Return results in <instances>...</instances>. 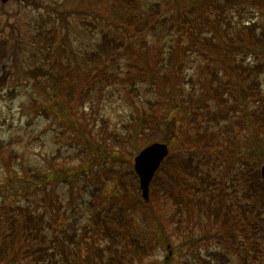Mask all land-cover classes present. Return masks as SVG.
Returning a JSON list of instances; mask_svg holds the SVG:
<instances>
[{
    "label": "rangeland",
    "instance_id": "1",
    "mask_svg": "<svg viewBox=\"0 0 264 264\" xmlns=\"http://www.w3.org/2000/svg\"><path fill=\"white\" fill-rule=\"evenodd\" d=\"M199 2H123L124 11L153 26L158 40L149 39L151 47L147 50L155 59L159 48L163 50L157 58L163 56L168 71L177 74L184 93L191 90L192 83L200 90L208 86L213 71L221 85L226 82L233 87L238 81L226 66L228 59L223 58L221 50L204 44L202 37L210 36L213 29L200 23L198 15L204 11ZM102 7L88 0H0V39L7 48V53L0 56V248L5 247L0 252V264H105L109 260L107 264H119L115 259L120 264H264V186L259 175L260 157L255 154L264 147V122L242 119L240 102L213 128L221 129L223 145L219 153L216 147H209L206 154L193 139L195 134L191 133L202 121L200 117L188 126L190 135L185 132L176 140L172 138L177 157L194 153L200 161L194 175L178 167L179 181L184 177L195 196L210 200L211 207L215 204L213 214H208L205 207H192L190 215L173 220L172 212L175 216L182 209L176 194L187 189L181 182L173 184L172 197L158 190V196L151 194L150 188L147 206H142L136 198L137 189L128 184L125 196L109 201L111 177L124 176L123 181L128 183L127 167L133 170V155L138 150L134 146L152 134L143 119L152 120L164 109L148 103L150 96L154 103L157 95L148 93L143 82L136 81L134 89L128 88L125 78L132 76L133 69L127 71L124 64L135 59L132 49L121 46L111 59L104 52L113 54L112 45L97 47L99 23L86 11ZM69 9L73 12L61 19V12ZM186 9L197 18L195 23L183 22ZM226 15L227 21L224 18L220 24L229 35L237 37V26L249 20L257 22L259 31L264 28V0H241ZM195 24L201 37L190 43L184 33ZM98 49L103 50L101 57L87 55ZM262 60L264 56L249 54L244 58L253 63ZM37 66L39 70H35ZM104 68L106 77L96 82L94 74ZM58 75L60 79L54 83ZM255 78L259 84L246 103L248 113L258 110L259 99L264 97V72ZM67 85L70 97H50ZM215 99L212 92L213 111L221 108ZM231 101L229 97L226 104ZM179 116L176 113V123L188 125V120L182 121ZM167 127L171 130L176 125H162L164 130ZM127 130L135 132L136 138L120 149V155L130 161H116L110 169L85 145L95 140L115 149L117 141L108 136ZM208 146L213 143L209 141ZM61 171L64 176H55ZM45 174L50 176L48 180H36ZM133 201L137 203L131 204L126 213L136 232L144 233L138 236L143 247L136 254L109 235L118 230L109 212L119 203ZM22 210L34 219L32 234L27 237L22 232ZM97 212L100 218L95 216ZM13 218L15 225L9 223ZM6 234L10 242L3 244ZM157 235H163L167 242L161 243ZM125 250L127 258L120 256Z\"/></svg>",
    "mask_w": 264,
    "mask_h": 264
},
{
    "label": "trees",
    "instance_id": "2",
    "mask_svg": "<svg viewBox=\"0 0 264 264\" xmlns=\"http://www.w3.org/2000/svg\"><path fill=\"white\" fill-rule=\"evenodd\" d=\"M78 1L83 2L84 0ZM131 1L132 0H88V2L98 3L103 6L100 10L93 9L86 11L87 14L96 16V21L99 23V39H97L95 43L100 49L105 45H112L111 48L113 54L112 52H104L106 53L104 54L103 50L100 51L98 49L94 52L87 53V55L101 57V53H103L106 56H110L111 59H115L114 50L118 51L121 46L125 47L126 49H132L136 53L135 59L133 61H127L124 64L127 71H129L130 67L133 69L132 76H127L125 78L128 88L130 90L134 89L136 86V81L140 83L143 82V87L148 93L150 92L153 95H157L154 103H151L150 100L152 96L148 98V103L163 106L164 111L159 115L155 114V117L152 120H149L148 118L143 119V125H147L148 128H151L152 134L151 136H147L148 138H146L144 142L136 144L134 149H139L143 145L156 139L166 142L169 146L168 154L162 160L152 177L151 194H156V196H158V193H160L158 191H161V194L167 196L169 193L170 197H172L173 195L171 190L173 188V184L181 182L184 184V188L187 189L184 191H179V193L176 194L179 206L182 209L176 211L175 216L172 212V216L174 217L173 220H180L181 217L190 215V209L192 207L198 210H201L205 207L204 210L208 214H213V209L211 210V208H216L215 204H212L211 207L209 204L210 200L195 196L194 192L189 190L187 185L188 182L184 180V177L183 181H179L178 167L184 169V171L187 173L194 175L200 161L198 158H196V154L194 153H188L186 156L182 155L177 157L174 153V143L172 142V138H175V140L177 137L179 138L182 133L187 132L188 126L196 119V117H200L202 121L197 124L196 130L193 128V133H191L195 134L193 139L196 142H199V146L202 147L206 154L209 147H213L214 149L216 147L219 153L221 151V146L223 145V141L220 137L221 129L214 130L213 128H217L220 119L227 117L228 115L226 112L239 102L242 104V119L248 118L249 120H252L255 118L260 123L264 122V97L259 99L258 103L260 106L258 110L252 109V111L249 113L246 112V103L248 99L254 95L253 89L259 84V81L255 78V76H257L259 72H264V60L257 63L244 61V58L248 54L254 55L255 57L264 56V28H262V26V29L260 28L261 30L257 31V22L255 20H249L247 23H242L240 26H237V37L229 35L226 28L220 24V20L225 18L227 21L229 15L226 14L229 13V10L233 7V5H235V3L237 4L241 0H198L201 1L199 3L202 6V10L204 11H201L198 15L200 23L203 24L207 29H213V33L210 36L202 37L204 39V44L207 47L210 46L212 49L221 50V55L223 58L226 60L228 59V61L224 60V62L226 61V66L236 74L238 81L235 85H233V87H228V83L226 82L221 85L217 72L213 71V81L209 80L211 82L208 83V86L206 85V87L200 90L192 83L190 86L191 90L184 93L183 85L180 81H178L179 78L177 77V74L172 75L168 71L163 56L157 58L159 57L158 55L161 53L162 49L159 48L157 51L156 59L147 50V48L149 49L151 47V42H149L150 40L153 42L158 40V36L155 35L154 31H152L153 26L148 27L146 22L137 20V15L135 13L124 11L123 2L130 3ZM249 1L254 2V0ZM193 9L200 10V8L197 6H194ZM72 12L73 11L71 9H69L67 12H61V19H64L63 15L65 16V14H71ZM186 12H184L186 17L183 18L185 19L183 22L195 23L197 18L191 17L192 13H189L191 12V9L189 12L186 9ZM110 15L112 17L109 19ZM85 23L88 24L87 22ZM184 34L188 37L190 43L200 39L201 37L200 31L197 29L196 24L192 30L185 32ZM181 37L182 36L180 35L179 38ZM215 37H217V40H215ZM4 42L5 41L0 39V56H2L4 52L7 53V48L5 47ZM97 51H99V54ZM170 52L171 51H167V54H170ZM39 69L40 66L35 68V70ZM105 71L106 69L104 68L94 74V77L97 79L96 82H101L106 77ZM251 75L254 77L249 82H245V80L249 79ZM59 79L60 75H58L56 79L53 80V82L57 83ZM214 81L216 82L215 84ZM212 92L213 95L217 97L215 100L219 101L221 105V108L217 111H213L210 108V96ZM51 96L53 99H56V97H62L65 99L63 96L70 97V86L67 85L64 88L58 90V92L54 91L51 93L50 97ZM229 97H232V101L226 104V100ZM255 98L256 96H254L253 99ZM144 99H147V97ZM222 105H224L226 108H222ZM176 113L181 115L179 118H181L182 121L187 119L188 125L182 122L177 124L176 121L178 120L175 118ZM162 125H169L171 127L176 125V127H173L171 130L167 127L164 130ZM169 130L170 133H167ZM224 131L228 133L229 130L224 129ZM187 133L190 135L189 132ZM108 137L117 141V148H106L104 144H101L95 140L93 144L85 143V145L95 152V159H100L102 162H106V168L110 169V164H113L116 161L125 160L124 157L120 155V149H124V147L129 146V144L135 140L136 133L130 130H127L124 133L112 132ZM83 138L85 142H87V137L85 134L83 135ZM209 141L213 143V146H208ZM214 149L212 150L213 152L215 151ZM255 154H259V162L261 163L264 160V156L262 155L264 154V147H261L260 150ZM125 161L129 162L130 158H126ZM112 170L116 169L112 168ZM127 171H129L127 173L128 183L123 181L125 178L124 176L111 177V179H113V184L108 195V198L110 197L109 201H111L114 196H118L120 198L125 196L128 188L124 189V187L128 184L131 188L134 186L135 188L133 189H137L136 198L142 202L143 206H146V203H144L139 196L137 175L131 169V167H127ZM67 173H69V171ZM55 176L60 178L61 176H64V174L61 171L55 173ZM49 178L50 176L45 174V176L39 175L36 180H48ZM33 179H31V182L34 181ZM260 181L262 183L261 178ZM154 185L158 187L156 188ZM208 198L211 197L209 196ZM136 203L137 201L130 203H119L114 211L109 212V219L116 221L118 228L114 234L109 235L112 239H117L118 241L122 242V244L127 245L129 251L134 254L139 251V247H143L138 236H144V233L142 232L141 234L140 232H136V227L132 224V220L128 217L126 210L128 207L130 208L131 204ZM111 204L112 202H110V205H108L111 206ZM103 206L105 205H102V207ZM21 213L23 216L25 213L22 223V227H24V229L22 232L23 236L27 237L28 235L32 234L31 223L34 222V219L31 213L25 212L24 210H22ZM95 216L100 218V212H97ZM153 219L155 222H158L156 216L154 215ZM15 221L16 220L13 218L9 220V223L15 225L17 224ZM160 231L163 234L162 228H160ZM66 234L69 238H72L73 236L68 234V232H66ZM163 235H157V237L160 239V242L164 244V241H167L164 239ZM7 236L8 234H6V236L3 238V244L10 242ZM74 237L76 236L74 235ZM225 239L230 241L226 237ZM195 241H198V239ZM4 250L5 247L0 248V252H3ZM120 256H125L127 258L128 255L126 250L123 251ZM138 258L139 260L141 259L139 256ZM115 260L120 264L119 259ZM68 262H70V260H68Z\"/></svg>",
    "mask_w": 264,
    "mask_h": 264
},
{
    "label": "water",
    "instance_id": "3",
    "mask_svg": "<svg viewBox=\"0 0 264 264\" xmlns=\"http://www.w3.org/2000/svg\"><path fill=\"white\" fill-rule=\"evenodd\" d=\"M167 152L166 143L154 141L142 147L134 156L133 167L138 175L141 195L145 200L148 199L149 182ZM260 171L264 182V163Z\"/></svg>",
    "mask_w": 264,
    "mask_h": 264
}]
</instances>
